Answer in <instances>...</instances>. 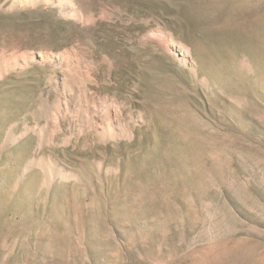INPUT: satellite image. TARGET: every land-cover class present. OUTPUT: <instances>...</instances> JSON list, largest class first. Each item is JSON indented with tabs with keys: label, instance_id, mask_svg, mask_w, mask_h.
<instances>
[{
	"label": "rangeland",
	"instance_id": "rangeland-1",
	"mask_svg": "<svg viewBox=\"0 0 264 264\" xmlns=\"http://www.w3.org/2000/svg\"><path fill=\"white\" fill-rule=\"evenodd\" d=\"M0 264H264V0H0Z\"/></svg>",
	"mask_w": 264,
	"mask_h": 264
}]
</instances>
